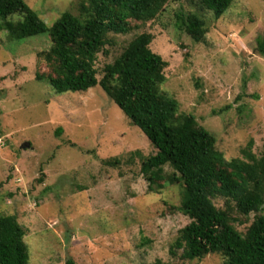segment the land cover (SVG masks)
<instances>
[{
  "label": "rangeland",
  "instance_id": "obj_1",
  "mask_svg": "<svg viewBox=\"0 0 264 264\" xmlns=\"http://www.w3.org/2000/svg\"><path fill=\"white\" fill-rule=\"evenodd\" d=\"M25 1L48 25L76 12V0ZM195 2L169 0L155 19L111 35L96 58L97 78L135 34L148 31L150 48L167 61L162 88L179 112L209 130L226 159L249 142L260 156L264 0H234L218 18ZM187 11L205 21L200 41L176 26ZM49 45L47 34L11 39L0 30V214H15L22 225L29 264H222L218 253L192 260L170 253L189 222L175 208L181 185L147 189L140 163L155 148L100 86L57 93L36 78L49 71L37 57ZM213 202L225 207L221 197ZM259 213L264 205L247 216L232 206L234 227L244 232Z\"/></svg>",
  "mask_w": 264,
  "mask_h": 264
},
{
  "label": "trees",
  "instance_id": "obj_2",
  "mask_svg": "<svg viewBox=\"0 0 264 264\" xmlns=\"http://www.w3.org/2000/svg\"><path fill=\"white\" fill-rule=\"evenodd\" d=\"M168 1L76 0V12L65 10L48 25L25 0H0V30L11 39L47 34L50 45L37 57L49 71L36 78L45 79L57 93L100 86L147 137L155 148L140 163L147 189L179 183L175 208L189 218L170 246L172 255L192 260L218 253L222 264H264V213L257 214L244 232L234 227L231 215L232 206L243 216L263 209L264 152L254 155L249 142L241 156L226 159L215 136L192 114L179 112L178 100L162 88L167 61L150 48L153 35L148 31L135 34L97 78L96 58L113 43L111 35L128 34L136 23L155 19ZM233 1L195 3L218 18ZM176 26L195 41L207 31L195 11L180 13ZM258 49L264 53V39ZM217 197L223 198L224 208L214 204ZM24 234L15 214H0V264H29ZM67 264L74 263L68 259Z\"/></svg>",
  "mask_w": 264,
  "mask_h": 264
},
{
  "label": "water",
  "instance_id": "obj_3",
  "mask_svg": "<svg viewBox=\"0 0 264 264\" xmlns=\"http://www.w3.org/2000/svg\"><path fill=\"white\" fill-rule=\"evenodd\" d=\"M26 146H28V143H27V142H25V143H23V144L21 145V147H26Z\"/></svg>",
  "mask_w": 264,
  "mask_h": 264
}]
</instances>
